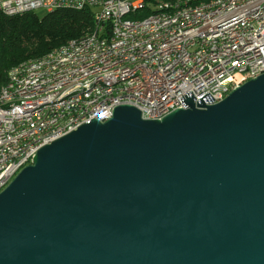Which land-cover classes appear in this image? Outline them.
<instances>
[{
	"label": "water",
	"instance_id": "water-1",
	"mask_svg": "<svg viewBox=\"0 0 264 264\" xmlns=\"http://www.w3.org/2000/svg\"><path fill=\"white\" fill-rule=\"evenodd\" d=\"M185 103L39 147L0 191V264H264V73Z\"/></svg>",
	"mask_w": 264,
	"mask_h": 264
},
{
	"label": "built area",
	"instance_id": "built-area-1",
	"mask_svg": "<svg viewBox=\"0 0 264 264\" xmlns=\"http://www.w3.org/2000/svg\"><path fill=\"white\" fill-rule=\"evenodd\" d=\"M57 9H89L94 26L6 71L0 191L39 147L117 105L160 119L264 73V0H0L7 16Z\"/></svg>",
	"mask_w": 264,
	"mask_h": 264
},
{
	"label": "trees",
	"instance_id": "trees-1",
	"mask_svg": "<svg viewBox=\"0 0 264 264\" xmlns=\"http://www.w3.org/2000/svg\"><path fill=\"white\" fill-rule=\"evenodd\" d=\"M148 13L146 10L142 15ZM93 26V13L89 9H57L42 16L35 12L7 16L0 11V85L13 65L38 57L72 38L82 37Z\"/></svg>",
	"mask_w": 264,
	"mask_h": 264
},
{
	"label": "rangeland",
	"instance_id": "rangeland-1",
	"mask_svg": "<svg viewBox=\"0 0 264 264\" xmlns=\"http://www.w3.org/2000/svg\"><path fill=\"white\" fill-rule=\"evenodd\" d=\"M36 14H38L39 16H42L45 12L41 11V10H36L34 11Z\"/></svg>",
	"mask_w": 264,
	"mask_h": 264
}]
</instances>
